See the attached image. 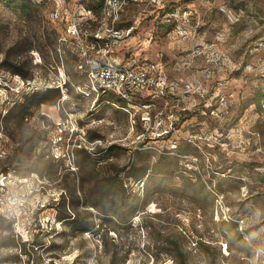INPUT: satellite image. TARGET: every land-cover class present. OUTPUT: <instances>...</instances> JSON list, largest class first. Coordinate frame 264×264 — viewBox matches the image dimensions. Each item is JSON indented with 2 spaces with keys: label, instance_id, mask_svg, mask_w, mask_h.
<instances>
[{
  "label": "rangeland",
  "instance_id": "rangeland-1",
  "mask_svg": "<svg viewBox=\"0 0 264 264\" xmlns=\"http://www.w3.org/2000/svg\"><path fill=\"white\" fill-rule=\"evenodd\" d=\"M0 264H264V0H0Z\"/></svg>",
  "mask_w": 264,
  "mask_h": 264
},
{
  "label": "built area",
  "instance_id": "built-area-1",
  "mask_svg": "<svg viewBox=\"0 0 264 264\" xmlns=\"http://www.w3.org/2000/svg\"><path fill=\"white\" fill-rule=\"evenodd\" d=\"M79 67L85 70L92 92L98 95L109 93L126 105L145 100L141 105L149 106L154 100H160L161 105L166 106L170 99H179L172 91L174 82L167 79L164 70L154 61L128 64L113 59L89 58ZM143 92L147 94L144 100L137 97ZM172 123L171 120L169 125Z\"/></svg>",
  "mask_w": 264,
  "mask_h": 264
},
{
  "label": "trees",
  "instance_id": "trees-1",
  "mask_svg": "<svg viewBox=\"0 0 264 264\" xmlns=\"http://www.w3.org/2000/svg\"><path fill=\"white\" fill-rule=\"evenodd\" d=\"M94 40V42L98 41V38H92ZM116 61V60H115ZM119 63H122L120 61H117ZM172 91L174 92V90L172 89ZM59 95L56 96V98H58ZM137 97H140L141 99H146L147 98V94L145 92H143L142 94L137 95ZM2 174V173H1ZM100 195L106 199H109L111 192H100ZM102 213H106V214H112L113 212H111L110 210H102Z\"/></svg>",
  "mask_w": 264,
  "mask_h": 264
},
{
  "label": "bare ground",
  "instance_id": "bare-ground-1",
  "mask_svg": "<svg viewBox=\"0 0 264 264\" xmlns=\"http://www.w3.org/2000/svg\"><path fill=\"white\" fill-rule=\"evenodd\" d=\"M64 97V96H63ZM115 105V104H114Z\"/></svg>",
  "mask_w": 264,
  "mask_h": 264
}]
</instances>
